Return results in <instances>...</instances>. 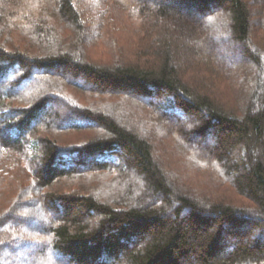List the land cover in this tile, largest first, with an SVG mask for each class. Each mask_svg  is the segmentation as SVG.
Masks as SVG:
<instances>
[{
	"label": "trees",
	"instance_id": "obj_1",
	"mask_svg": "<svg viewBox=\"0 0 264 264\" xmlns=\"http://www.w3.org/2000/svg\"><path fill=\"white\" fill-rule=\"evenodd\" d=\"M254 1L0 0V158L27 180L0 177L12 189L0 251L24 255L4 264H264V45L254 36L264 5ZM96 3L120 10L134 34L109 60L91 50ZM220 46L243 63L219 58ZM238 78L239 106L228 90ZM128 98L164 141L112 109ZM160 148L192 156L219 185L177 177ZM32 207L47 220L30 226Z\"/></svg>",
	"mask_w": 264,
	"mask_h": 264
},
{
	"label": "rangeland",
	"instance_id": "obj_2",
	"mask_svg": "<svg viewBox=\"0 0 264 264\" xmlns=\"http://www.w3.org/2000/svg\"><path fill=\"white\" fill-rule=\"evenodd\" d=\"M256 1V0H255ZM254 1V2H255ZM168 2V1H167ZM94 3V2H93ZM254 4V3H253ZM263 5H264V0H263ZM96 9H94L92 11V13L89 15L90 20L93 21V23H97L98 24V36L96 37V39L90 41L92 42L93 46L91 48L92 51H94V56L100 58V60H109L111 59L113 56H115V46H117L119 43H126L127 41L131 40L134 36L132 31H128L126 30L125 27H123V22L125 19V16L120 13V10H114L112 8H109V5L107 4H103V3H96ZM253 6L256 7L254 12L258 11V8L261 6V4L258 2L255 3ZM183 7V6H182ZM264 7V6H263ZM107 10V15L112 12V15L108 18V23H106L104 25V16L106 13V9ZM183 14L188 18V23L191 24V22L193 21H200L202 22V24L204 23L202 20V17L200 15H198L197 13H190L187 12L186 10H182ZM94 13V14H93ZM220 13V12H219ZM222 17L217 18L216 22H218V20H221ZM215 22V21H214ZM264 23V22H263ZM92 25V23H91ZM104 25V26H103ZM192 25V24H191ZM204 26H207L208 32H210V30L212 29L211 25L208 24H203ZM263 25V24H262ZM102 26H103V30H102ZM195 28V27H194ZM196 29V28H195ZM205 29V28H204ZM257 29V30H256ZM255 29V38L256 40L259 42V44L264 45V28H256ZM214 31V32H213ZM213 35L216 37V39H219L221 37L226 38L225 34L223 32H220L217 29H213ZM133 35V36H132ZM227 36V35H226ZM228 37V36H227ZM122 41V42H121ZM229 47V46H228ZM235 49L234 47L230 46L229 48H224L223 46H220V48L216 49V55L223 59L224 61H230L229 63H232L234 65H239L241 63H243V56L241 54H239L238 52L233 53V50ZM245 67V66H244ZM246 69V68H243ZM248 69H246V71H248ZM249 74V73H248ZM248 74L246 73V77H248ZM242 80V79H241ZM239 81L240 78H238L236 84H233L232 86H230V88H228V90L231 92L230 94V98L231 99H235L234 100V104L239 106L240 102V96H242V92L245 91V86L244 85H239ZM7 88V86H3V89ZM77 95V93H76ZM114 102H118L117 106H114L112 109H116L117 110V114H119L121 117H124L128 120V122L134 123L136 124L140 129H142V131L145 132H152V135L156 137V143L159 144L158 142H162L165 140L166 136L165 134L161 133L157 127V124L155 125L153 123V121L148 122V118H154L153 115L151 114V112H149L150 110H148L147 108H145L144 106H142L138 101H134L131 98H128V100H126L124 103H119L120 101H114ZM127 105V107L130 108L131 111H128L124 108V106ZM150 115V116H149ZM148 117V118H147ZM183 120L187 123L194 122L193 119L188 120L187 118H183ZM195 123V122H194ZM159 129L162 130L161 126H158ZM166 126H164L165 128ZM163 128V129H164ZM149 129V130H147ZM92 132L88 133L91 134ZM79 134H87V133H79ZM65 136L68 137L69 140L72 139V134H65ZM75 139L73 138L71 140L74 141ZM206 145H211L210 141H207L205 143ZM163 156L166 158V160L172 162L173 164V169L177 171L176 175L177 177H181L183 178L185 181H189L191 180L192 182L196 183V184H205V185H209L206 186V188L209 189L213 188L216 189V186H218L220 183L219 179L217 178L218 176H215V173L212 172L211 169H203L204 167L199 165L197 162H195L192 159V156L190 157L189 155H181L179 154H171L169 155L167 152H163V148H160ZM167 153V154H165ZM171 153V152H170ZM233 160L236 162L239 160V158L236 156H234ZM14 162L12 159L9 158H0V177L1 176H10L12 179L14 178H19V179H24L26 180L25 177V173L23 172L22 174V170H20L19 167H15L14 166ZM12 168H15L12 169ZM202 168V169H201ZM175 172V171H173ZM179 172V173H178ZM24 183V182H23ZM218 184V185H217ZM6 185V184H4ZM11 190L12 189H3L0 190V211L3 210L9 203L7 197L11 196ZM23 212L24 213H34V220H32V223H28L30 224V226H36L38 222L42 221L45 222L47 220L45 213L43 212V210L40 207H32V208H23ZM20 235H23V233H21ZM48 257L49 259L52 257V252L48 251ZM56 257V256H55ZM24 258L23 254H19L18 256H14L13 254H11L10 252L7 251H0V264H4L7 261H11V260H15L18 263H21ZM60 262L65 263V261L60 258Z\"/></svg>",
	"mask_w": 264,
	"mask_h": 264
}]
</instances>
